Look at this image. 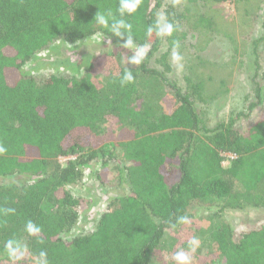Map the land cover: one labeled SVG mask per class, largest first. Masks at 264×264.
<instances>
[{
	"label": "trees",
	"instance_id": "obj_1",
	"mask_svg": "<svg viewBox=\"0 0 264 264\" xmlns=\"http://www.w3.org/2000/svg\"><path fill=\"white\" fill-rule=\"evenodd\" d=\"M230 1L141 0L123 19L132 24L135 42L148 46L145 59L136 71L120 67L101 84L88 72L93 64L84 76L51 74L40 82L26 67L60 44L96 36L130 53L109 27L95 22L99 11L111 14L109 23L120 19V0H0V145L6 149L0 154V264L13 261L5 250L10 238L28 248L16 264H151L166 232L181 224L179 217L190 218L192 207H264V112L246 131L241 126L264 104L259 64L252 78L255 101L210 128L197 109L206 103L204 84L186 78L181 88L169 80V52L161 53L164 43L172 49L180 40L189 19L186 4ZM162 10L180 30L171 37L148 36ZM196 24L209 31L215 26L203 15ZM263 41L264 20L258 44ZM129 68L135 79L121 86ZM113 119L125 135L117 145L106 142L102 127ZM111 148L122 152L119 178L129 192L107 205L94 230L75 234L81 199L69 188L91 175L92 166H107L115 157ZM225 155L234 157L227 168ZM29 220L41 227L39 236L24 231ZM211 241L224 260L210 264H264V226L237 242L231 228L220 225Z\"/></svg>",
	"mask_w": 264,
	"mask_h": 264
},
{
	"label": "rangeland",
	"instance_id": "obj_2",
	"mask_svg": "<svg viewBox=\"0 0 264 264\" xmlns=\"http://www.w3.org/2000/svg\"><path fill=\"white\" fill-rule=\"evenodd\" d=\"M189 19L179 31L178 51L182 57L179 64L172 60V49L163 44L161 53L169 52V63L173 70L168 75L181 88L186 86V78L202 82L205 87L206 103H198L197 109L210 128L227 122L232 115L246 112L249 104L255 101L252 78L259 64L264 73V41L262 21L264 20V1L232 0L220 5L188 6ZM213 20L211 31L199 27L196 20L201 16ZM163 17V10L158 18ZM165 19V18H164ZM59 44H57L58 46ZM55 46V47H57ZM117 47L108 44L101 36L88 39L75 46L60 44L58 49H51L41 54V59L26 67L38 82L55 74L65 77L84 76L90 64L93 80L105 84L107 78L120 67L137 70L139 65H129L130 53L116 51ZM147 52V50H146ZM113 53V58H109ZM118 53V54H115ZM257 55L259 58L257 60ZM152 68H156L151 62ZM86 70V71H85ZM167 95V94H166ZM167 107V105H166ZM264 104L259 105L253 116L241 126L247 130L254 122L261 120ZM108 143H121L125 135L122 126L116 120H110L102 126ZM123 137L122 139H119ZM115 157L109 159L107 166L94 165L89 169L92 174L85 176L83 182L69 188L72 194L81 199L80 220L74 233L94 230L100 215L107 205L118 196L128 194V186L120 182L118 167L122 152L111 148ZM223 166H230L231 158L225 155ZM61 158L62 166L73 160ZM99 176V178H98ZM264 198V190L261 193ZM194 206L190 209L189 223H181L175 230L167 231L159 249L153 254L151 264H176L174 255L185 250L191 256V264H210L214 261L223 263L224 258L211 241V233L220 225L231 228L233 240L240 241L246 233L264 226V207L245 210L222 211V203ZM70 237V236H68ZM197 237L200 246L195 252L189 250V241ZM12 261L10 264H16ZM4 264H9L5 261Z\"/></svg>",
	"mask_w": 264,
	"mask_h": 264
},
{
	"label": "clouds",
	"instance_id": "obj_3",
	"mask_svg": "<svg viewBox=\"0 0 264 264\" xmlns=\"http://www.w3.org/2000/svg\"><path fill=\"white\" fill-rule=\"evenodd\" d=\"M141 4V0H120L119 2V15L120 19L111 18V23H109L108 16L102 14L100 11L95 17V22L107 26L111 30V34L118 38V46L124 49H127L131 52V55L128 57L129 65H139L143 62L146 56L147 45H138L132 35V24L128 23L123 17L125 15H131L137 11ZM178 24L166 21L163 17H159L153 24L149 25L147 28V35L151 36L155 33L158 37H171L175 31H179ZM122 42V43H121ZM108 44H111V40L108 41ZM179 43L174 42V47L172 49V60L177 64L180 63L182 57L178 51ZM135 77L132 74V70L127 69L123 76L121 77L120 83L121 86H124L132 82ZM6 149L0 145V154L4 153ZM14 211V210H10ZM179 223L187 224L189 223V218L187 216H182L178 218ZM24 231L29 236H39L42 229L39 225L29 220L25 226ZM200 246V240L197 237H193L189 241V250L195 252ZM5 250L8 255L12 258L13 261L23 260L25 255L28 253V248L26 244L22 243L20 240L15 238H10L5 242ZM47 253L41 252L40 257L46 258ZM191 256L185 250H179L174 255V260L176 264H191ZM42 264H46V259H42Z\"/></svg>",
	"mask_w": 264,
	"mask_h": 264
},
{
	"label": "built area",
	"instance_id": "obj_4",
	"mask_svg": "<svg viewBox=\"0 0 264 264\" xmlns=\"http://www.w3.org/2000/svg\"><path fill=\"white\" fill-rule=\"evenodd\" d=\"M226 156L230 157L231 159L234 158L232 155H226Z\"/></svg>",
	"mask_w": 264,
	"mask_h": 264
}]
</instances>
